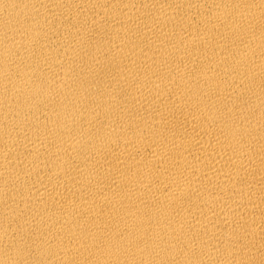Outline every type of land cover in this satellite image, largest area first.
I'll list each match as a JSON object with an SVG mask.
<instances>
[{"label":"bare ground","instance_id":"6f19581e","mask_svg":"<svg viewBox=\"0 0 264 264\" xmlns=\"http://www.w3.org/2000/svg\"><path fill=\"white\" fill-rule=\"evenodd\" d=\"M0 264H264V0H0Z\"/></svg>","mask_w":264,"mask_h":264}]
</instances>
